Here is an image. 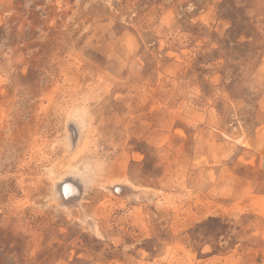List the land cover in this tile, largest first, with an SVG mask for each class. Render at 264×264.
<instances>
[{
	"label": "rangeland",
	"instance_id": "1",
	"mask_svg": "<svg viewBox=\"0 0 264 264\" xmlns=\"http://www.w3.org/2000/svg\"><path fill=\"white\" fill-rule=\"evenodd\" d=\"M0 264H264V0H0Z\"/></svg>",
	"mask_w": 264,
	"mask_h": 264
},
{
	"label": "bare ground",
	"instance_id": "2",
	"mask_svg": "<svg viewBox=\"0 0 264 264\" xmlns=\"http://www.w3.org/2000/svg\"><path fill=\"white\" fill-rule=\"evenodd\" d=\"M84 124L83 120L79 117H71L69 119L66 129L67 145L65 144L67 153L73 154L81 143L85 132ZM51 172L54 173L53 171ZM92 180L89 171L70 168V170L65 172L62 176L54 179L52 190L56 205L64 211L67 217H72L76 210L79 215L78 221L80 224L89 227L97 236L102 237L98 222L88 215L83 207L85 196L89 192ZM104 188L109 191L114 198H119L126 194L128 198L139 200L143 195L149 196L148 189H137L127 181L123 183L110 182L104 185Z\"/></svg>",
	"mask_w": 264,
	"mask_h": 264
}]
</instances>
